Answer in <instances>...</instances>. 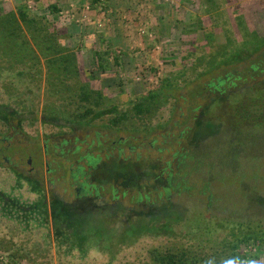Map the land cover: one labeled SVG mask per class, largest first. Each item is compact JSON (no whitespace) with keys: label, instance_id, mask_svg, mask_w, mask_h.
Here are the masks:
<instances>
[{"label":"rangeland","instance_id":"1","mask_svg":"<svg viewBox=\"0 0 264 264\" xmlns=\"http://www.w3.org/2000/svg\"><path fill=\"white\" fill-rule=\"evenodd\" d=\"M231 2L240 4L246 18L256 19L255 27L264 35V0ZM53 4L59 9L56 13L51 12L50 5ZM22 5L32 13L46 16L52 28L65 30L59 37L70 53H76L82 81L93 88H102L109 101L119 105L147 95L149 89L158 88L167 77L182 84L193 71L192 65L197 58L209 50V47L203 48L208 34L213 33L217 43L224 42L223 22L205 13L200 0H0V13L17 10ZM201 21L203 29L199 28ZM31 45L37 49L34 41ZM105 49H112L113 55L121 59V65L102 72L96 53ZM38 56L43 78L55 79L57 73L48 69L40 52ZM112 59L110 57L113 63ZM260 60L264 64V46L253 58L217 68L200 82L174 91V97L161 107L162 116L154 119L156 123L168 121V124L148 134L115 132L98 121L89 125L71 124L45 116V81L40 102L33 95V103L26 108L10 100L6 91L0 89V107L12 125H20L21 130L16 134L0 125L9 138L3 142L5 152L0 153V164H3L0 167V246L19 255L14 262L5 258V264H68L59 254L53 231L46 228L51 224L40 225V218H36L37 203H45L50 209L55 200L85 210L104 211L111 216V229L126 225L138 214L150 218L151 215H173L179 219L173 224L170 220L168 235L145 236L122 249L118 248L121 245H113L115 251L120 249L114 257L97 250L91 255L94 260L90 264H146L155 247L178 250L185 246L199 251L208 247V251H212L211 245H219L242 224L243 227L264 229V126L244 123L238 136L244 144L237 143L236 147H228L234 142V135L224 128L212 136L200 134L195 137V143L192 135L195 122L204 119L205 110L214 96L224 100V95L219 96L202 87L203 99L188 96L201 82L207 84L233 70L245 71L252 61ZM183 67L187 70L181 75L179 70ZM262 79L264 74L240 84L239 89ZM189 128L191 133H186ZM131 135L133 139L124 147L121 159L128 157L135 161L139 154L146 173L144 187L150 191L158 189L152 192L149 201L138 206L132 200L135 190L118 184L120 198L112 200L111 184L103 181L106 178L102 175L104 171H95L87 159L91 155L98 157V165L111 163L118 156L117 140ZM9 144L11 147L7 149ZM236 148L243 151L236 155L233 151ZM178 150H187L190 155H194V151L202 157L192 163L189 172L187 169L182 171L174 155ZM30 156L32 166L39 174L31 177L32 174L27 179L24 176H28L27 159ZM4 157L18 163L21 174L11 171ZM80 167L82 170L77 171ZM155 175L160 179H155ZM170 175L175 176V183L180 181V185L164 194L162 186ZM117 203L131 210L118 213L116 217ZM6 207L10 209L9 215H6ZM26 217L30 218L29 228L22 222ZM18 248H22L21 252ZM242 249L250 257L248 263L264 264V241ZM73 253L81 262L80 254ZM20 255L27 256L20 261ZM62 256L69 257L68 253Z\"/></svg>","mask_w":264,"mask_h":264},{"label":"trees","instance_id":"2","mask_svg":"<svg viewBox=\"0 0 264 264\" xmlns=\"http://www.w3.org/2000/svg\"><path fill=\"white\" fill-rule=\"evenodd\" d=\"M200 1L205 13H208L212 19L219 18L223 22L224 42L217 43L215 35L207 33V43L203 45V48L209 47V50L197 58L192 65L193 71L183 79L182 84L167 77L162 79L158 88L149 89L147 95L134 97L124 105L111 103L102 88H93L90 83L82 81L76 53H70L69 48L62 44V39L59 37L65 31L64 29L52 28L46 16L32 13L23 5L17 10L2 11L0 13V89L6 91L10 100L25 105L26 108V106H31V102L33 103L31 100L33 95L37 96L40 102L41 92L43 96L42 84L45 81L46 96L43 97V104L46 106L44 114L47 117L57 118L71 124L89 125L98 121L115 132L122 130L137 134L156 132L168 124V121L156 123L154 119L160 116L162 105L174 97V91L200 82L203 77L208 76L217 68L229 67L251 59L264 46V35L257 31L258 27H255L257 20L251 17L246 18L240 4L232 3V0ZM50 8L52 13L59 11L55 4L50 5ZM220 24L222 25L221 22ZM203 26L201 21L199 28L203 29ZM31 41L37 45L36 50L33 49L34 45H31ZM39 52L40 56L47 61L48 69L57 73L55 79L43 78ZM96 57L98 67L102 72L114 70L117 65H121V59L113 55L112 49L98 51ZM110 57L113 58V63ZM262 61H252L245 71L233 70L226 73L224 77L211 80L207 84L201 82L189 92L188 96L194 99L198 96L203 99L202 87L219 96L224 95V100L216 99L217 96H214L212 103L205 110L204 119L195 122L196 129L191 128L193 140L200 134L212 136L224 128L234 135V142L227 144L231 148L244 144L240 142L241 137L240 139L238 137L244 123L264 126V79L250 87L239 89L240 84L251 82L264 74ZM179 64L182 65L181 61ZM185 70H187L185 67L179 70L181 75ZM119 84L121 85L120 81ZM228 91L231 93L226 95ZM182 98L188 99V97ZM229 99H231L230 102ZM227 123H230L229 126ZM187 130L186 133L190 132V128ZM132 139L133 135L120 137L117 140L118 156L111 163L104 162L98 165V157L91 155L87 156V159L95 171L98 169L104 171L101 174L106 177L103 181L111 184L112 200L120 198L118 184L126 189L135 190L132 200L138 206L149 201L152 192L158 189L150 191L144 187L146 173H144V164L140 162L139 154L135 161L129 160L128 157L121 159L124 147L129 145ZM133 148L135 149L132 147V150ZM233 151L237 155L243 150L238 151L236 148ZM192 152L194 155H190L187 150L174 152L175 158H178L177 164L180 170L187 169L189 172L192 169V163L202 157V154L197 155L194 151ZM80 170H82L81 167L77 169V171ZM154 177L160 179L157 175ZM174 178L175 176H169L167 183L162 186V193L166 194L180 185V181L175 183ZM83 194L86 193L83 192ZM125 194L126 192H123V195ZM96 196H98L97 192ZM36 206V218H40L39 224H51L46 228L49 232L50 229L53 231L55 245L60 250L59 254L68 264H90V261L94 260L91 255L97 250L107 252L114 257L122 247L130 246L142 237L168 235L171 232L170 220L173 221L172 224L179 220L173 215L166 217L151 215L150 218L146 214H138L126 225L111 229L109 221L111 216L104 214V211L85 210L81 206L78 208L59 200L53 201L50 209L46 208L45 203H37ZM115 206L116 217L118 213L131 210L120 203ZM6 210V215H9L10 209L6 207ZM29 220L28 217L22 220L27 223L25 228L30 227ZM243 226L242 224L236 227V231H232L230 236L219 245H211L212 251H208V247L201 251L185 246L178 250L169 247L165 250L155 247L150 251L151 257L146 264H250L248 263L250 257L242 247L251 248L263 242L264 229ZM113 245L121 246L115 251L112 248ZM6 249L0 246V264H5V258L13 262L16 258L19 259L17 253ZM18 250L21 252L22 248ZM73 251L80 254L81 262ZM66 253L69 257L63 258L62 255ZM25 256L20 255V261L25 259ZM84 259L86 261L82 262Z\"/></svg>","mask_w":264,"mask_h":264},{"label":"flooded vegetation","instance_id":"3","mask_svg":"<svg viewBox=\"0 0 264 264\" xmlns=\"http://www.w3.org/2000/svg\"><path fill=\"white\" fill-rule=\"evenodd\" d=\"M15 116H13L14 118ZM0 125H3L2 128H7L8 131H13V132H16V134H19V132L21 131L20 130V125H12V123L10 122V120H8L6 118V115H5V111L3 110V107L1 106L0 107ZM4 131H2L0 129V134H3L1 135L0 137V153H3L5 152V147L3 146V142H7L9 141V138L7 137V134L6 133H3ZM10 144L6 147L7 149L10 148ZM4 160L5 162L7 163L6 166H8L9 169H11V171H13L14 173H17V175L21 174L19 168H18V163L14 162V161H11L9 158L7 157H4ZM27 164L30 165V168L28 170V176H24V177H30L32 174L31 177H37V174H39V172L32 166V156H30L28 159H27ZM3 164H0V167H2ZM23 175V174H22ZM23 177V176H22ZM36 180V179H34ZM32 182V181H31ZM80 189L78 188L77 189V192L79 193Z\"/></svg>","mask_w":264,"mask_h":264}]
</instances>
